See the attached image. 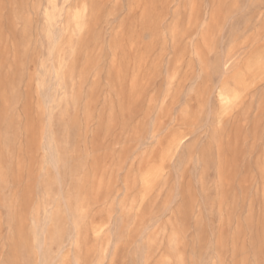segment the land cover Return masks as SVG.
Instances as JSON below:
<instances>
[{
  "label": "rangeland",
  "instance_id": "1",
  "mask_svg": "<svg viewBox=\"0 0 264 264\" xmlns=\"http://www.w3.org/2000/svg\"><path fill=\"white\" fill-rule=\"evenodd\" d=\"M0 264H264V0H0Z\"/></svg>",
  "mask_w": 264,
  "mask_h": 264
},
{
  "label": "bare ground",
  "instance_id": "2",
  "mask_svg": "<svg viewBox=\"0 0 264 264\" xmlns=\"http://www.w3.org/2000/svg\"><path fill=\"white\" fill-rule=\"evenodd\" d=\"M85 13H86V9L83 8L82 11L80 12V15H79V16H80V19H81L82 22L85 20V15H86ZM225 64H227V63H225ZM225 64H224V65H225ZM225 66H226V65H225ZM223 69H224V68H223ZM223 71H224V70H223ZM235 98H237V97H235ZM224 100H225V101H226V100H229V97H224ZM183 140H184V138H179V139L176 138L174 142H175L177 145H180L182 142H184Z\"/></svg>",
  "mask_w": 264,
  "mask_h": 264
}]
</instances>
